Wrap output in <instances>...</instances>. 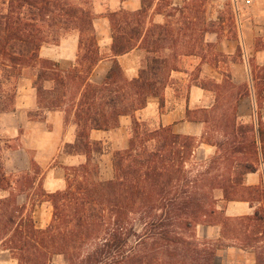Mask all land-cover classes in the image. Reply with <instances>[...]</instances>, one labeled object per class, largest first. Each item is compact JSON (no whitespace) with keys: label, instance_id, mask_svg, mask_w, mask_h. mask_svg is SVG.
Listing matches in <instances>:
<instances>
[{"label":"trees","instance_id":"trees-1","mask_svg":"<svg viewBox=\"0 0 264 264\" xmlns=\"http://www.w3.org/2000/svg\"><path fill=\"white\" fill-rule=\"evenodd\" d=\"M0 1L7 7L0 11V114L14 108V81L33 71L39 108H65L67 121L71 118L77 129L76 146L87 158L85 164L67 168L65 189L47 193L34 161L33 171L21 180L7 174L0 139V191L9 192L0 197V251L10 253L18 264H50L56 257H63L66 264H216V249L201 245L194 235L200 225L220 226L223 238L239 239L246 246L263 241L264 208L231 218L225 208H219L216 196L221 192L226 202H264V178L262 185L246 183L260 166L264 171V122L259 112L256 123L237 116L240 99L250 93L249 85L237 93L233 109L223 110L214 119L228 139L216 145L217 150L224 149L222 155L216 152L223 167L215 172L219 158L204 171L188 168L198 147L195 137L174 133L171 127L147 129L134 117L150 97H158L163 106L170 75L178 69L174 63L182 55L193 54V44L179 47L189 30L173 31L166 24H155L144 31L156 0H142V9L136 12L109 13L113 65L104 81L95 84L90 76L102 56L96 16L90 8L71 0ZM182 9L175 6L173 12L182 13ZM162 11L157 8L158 14L174 17ZM71 32L79 35V53L68 71L40 57L43 46L56 45ZM136 48L145 53V59L139 76L129 80L118 57ZM257 48L264 49V37L257 41ZM252 80L261 108L264 66L252 68ZM49 82L54 84L52 89L46 88ZM228 87L242 88L229 80L218 84L213 108L223 105L219 96ZM122 116H133L129 146L114 152V176L101 181L98 166L91 164L90 133L117 128ZM17 183L20 193L13 191ZM28 191L47 197L53 206L46 228H38L27 206L18 201ZM257 262L264 264V258L258 256Z\"/></svg>","mask_w":264,"mask_h":264},{"label":"crops","instance_id":"crops-1","mask_svg":"<svg viewBox=\"0 0 264 264\" xmlns=\"http://www.w3.org/2000/svg\"><path fill=\"white\" fill-rule=\"evenodd\" d=\"M71 1L83 4L84 0ZM97 6L94 9L96 16L94 27L102 60L94 68L90 81L101 84L113 65L111 53L113 37L108 14L121 10L139 11L142 9V0H104ZM153 22L163 24L165 16L157 13L154 15ZM240 28L242 61H231L229 70V67L226 66L229 64H225L226 67L212 65L210 61L204 60L199 54L180 56L178 69L172 71L169 83L164 90L163 106H161L158 97H150L147 106L137 111L134 117L152 130L171 127L174 133L201 138L206 131L207 123L204 119H189L188 111L189 115L194 116L200 115L201 110L209 108L208 101L214 92L202 85V81L209 77L212 80L216 79V83L219 84L227 74L234 85L247 84L250 87L249 95L239 101L238 119L240 121L249 120L259 111L264 120V106L260 110L258 109L251 67V61H254L256 66H264V49L256 48V39L264 37V24H256L252 19L241 18ZM209 42L216 45L218 52L229 57L236 53L239 45L235 41L219 40L217 36H212ZM78 53L79 35L75 33L68 38H62L56 45L43 46L40 50V57L43 60L57 62L61 70L68 71L76 62ZM141 59L142 51L138 48L118 57L124 74L129 80L139 76ZM195 62L201 68L197 77L191 75ZM222 63L224 62H219L220 65ZM25 81L18 85L14 109L0 114V136L21 143L18 149L6 154V169H11V173L29 170L33 158L43 170L44 189L48 193H54L65 189L67 168L86 162L87 158L83 159L79 155L69 154L65 151L67 144H74L77 141L75 126H69L66 121L65 108L46 112L42 120L30 118V114L39 110L38 91L34 87L33 80ZM180 82L184 83V86H181ZM52 85L50 82L46 83V88H51ZM132 124L133 116H122L119 126L115 129L92 130L90 133L91 144L98 143L104 147V154H101V157H105V154L110 157V154L115 151L127 149ZM263 178L264 171L251 173L247 177L248 185H260ZM237 203L246 204V202ZM248 205L249 210L245 215H251L255 211V208ZM226 213H230V209H227ZM207 232L210 233V230ZM217 232L216 236H219L220 232Z\"/></svg>","mask_w":264,"mask_h":264},{"label":"rangeland","instance_id":"rangeland-1","mask_svg":"<svg viewBox=\"0 0 264 264\" xmlns=\"http://www.w3.org/2000/svg\"><path fill=\"white\" fill-rule=\"evenodd\" d=\"M100 2H104V0H84L83 5L88 7L92 10L93 14L95 15V7L100 4ZM167 3V4H166ZM159 4V5H158ZM158 5V6H157ZM170 5V6H166ZM175 6H179L182 9V13L178 11L173 12V8ZM163 10L162 12L167 14L171 12L173 13L174 17H165V22L169 26V28L173 29V31H177L179 28L187 29L186 33L189 37L183 39L182 43L179 44V47H185V43L187 46L193 44V54H199L203 57V59H207L210 61L212 65L222 66L224 67L225 64L229 67L230 70V62H240L242 61V45H241V28H240V19L249 20L252 19L256 24H264V0H165V2H159L156 0L153 7L151 8L148 17L145 19V29L144 31L149 28L153 27L155 23L153 22L154 15L157 14V8ZM6 5L0 1V11L6 10ZM153 11V13H152ZM109 15V14H108ZM161 24V25H163ZM76 32H71L67 36L63 37L68 38L70 35H74ZM78 34V33H77ZM212 36H217L219 40H231L238 42V48L236 53L229 57L223 53H220L216 50V45L210 43L209 40ZM261 38L256 39V48H257V41ZM191 40V42H190ZM54 45V44H50ZM167 47L173 48L172 43H168ZM240 48V50H239ZM261 49V48H257ZM183 52H186V48L181 49ZM145 59V53L142 51V59H141V68L143 66V61ZM180 59L174 63L176 66L179 65ZM219 62H224L222 65ZM225 66V67H226ZM194 70L192 71L191 75L193 77H197L200 73V66L197 65V62L193 63ZM251 67H256L254 61H251ZM210 74V72H209ZM33 71H25L24 74L19 77L16 81H14V85L17 86L26 82L25 80H33L35 79ZM209 76V75H208ZM229 77V78H228ZM229 80L231 78L229 75L225 74L222 78V81L219 83L221 84L223 81ZM228 82V81H227ZM232 82V81H231ZM181 83V82H180ZM53 84V83H52ZM184 86V83L180 84ZM202 85L210 89L214 92L216 90L218 83H216V79L212 80L208 77L207 80L202 81ZM54 84L51 88L52 89ZM236 86V85H235ZM241 89H231L230 87L227 88L222 94L219 96V101L223 103L220 108H213L214 102L216 100L215 92L208 101L209 108L201 110L200 115H189L192 120L194 119H204L208 120L209 123L206 124V131L201 138H196L198 141V147L195 150L194 156L188 166V168L192 171L199 170H206L208 167H214L212 161H215L219 158L216 155V152L219 151L221 155L223 154V148L217 150L216 145H224L227 143L228 139L222 133L219 124H217L214 119L219 118L223 110H231L234 108L235 105V97L237 93L243 91V86L241 85ZM240 87V86H237ZM264 106V103L261 104V108ZM258 107V109H261ZM14 109V108H13ZM49 109L47 108H39V110L35 113L30 114V118L34 120H42L45 117L46 112ZM259 112V111H258ZM260 113V112H259ZM261 114V113H260ZM258 115V113H257ZM257 115L252 117L249 120L243 122H255L257 121ZM68 114L66 115V119ZM70 117V116H69ZM262 117V116H261ZM213 119V120H212ZM263 120V119H262ZM67 121V120H66ZM264 122V120H263ZM68 125L73 127L75 126L72 123L71 118L67 121ZM76 128V126H75ZM147 129H150L146 127ZM77 134V129H76ZM2 140V147L4 148V157H5V167H6V154L13 151L14 149H18L21 145L20 142L13 141L8 139L7 137L0 136ZM67 144L65 146V151H71L75 155H79L85 159L86 153L82 148H78L76 144ZM71 145L73 148H68ZM215 145V146H214ZM92 165H96L99 168V176L98 179L101 181H108L113 178L114 170H113V163L112 158L113 154H105V157H101V154H104V147L98 143L92 144ZM217 156V158L215 157ZM82 159V160H83ZM32 161L33 158H32ZM30 165L29 170L21 171L19 173H11V169H6L7 174L14 180H21L22 176L25 173L33 171V165ZM218 164L215 166L213 172L216 169L222 168L223 159H218ZM35 162V161H34ZM83 162L81 164H85ZM37 164V163H36ZM57 164V163H56ZM55 164V166H56ZM79 164V165H81ZM201 164V166H199ZM38 165V164H37ZM221 167H218L220 166ZM39 166V165H38ZM78 166V165H77ZM40 167V166H39ZM218 167V168H217ZM42 176L41 182L43 185V170L40 168ZM260 173L263 172V167H259ZM67 174V172H66ZM248 177V176H247ZM67 179V178H66ZM246 183L248 184V179H246ZM263 183V181H262ZM262 183L260 185H262ZM44 188V187H43ZM13 191L16 193H20V183L15 184ZM46 191V190H45ZM47 192V191H46ZM48 193V192H47ZM9 192L0 191V197L8 196ZM216 196L220 199L219 208L223 207L225 210L230 209V213H226L227 216L231 218H240L247 216L245 215L248 212V204L237 203L242 201H232L226 202L222 200V193L216 192ZM18 201L20 204L26 205L29 212L32 214L36 226L38 228H46L52 221L53 218V206L51 202L48 201L47 197L39 196L34 193V191H28L26 194H21L18 197ZM248 203V204H247ZM253 208H264V202L255 201L253 204H250ZM210 230V233L207 231ZM219 231V236L216 234ZM229 234H234L232 231ZM194 235L197 239V242L201 245H206L212 249H216V264H258L257 257L262 256L264 258V239L261 243H252L251 246H246L241 240L233 239V238H223L221 234V227L220 226H205L200 225L198 226L195 231ZM0 264H18L15 259L11 256L10 253L6 251H0ZM50 264H66L63 257H56Z\"/></svg>","mask_w":264,"mask_h":264}]
</instances>
